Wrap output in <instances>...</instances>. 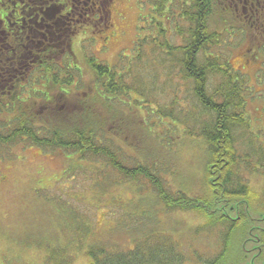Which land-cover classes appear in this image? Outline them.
<instances>
[{
    "label": "trees",
    "instance_id": "16d2710c",
    "mask_svg": "<svg viewBox=\"0 0 264 264\" xmlns=\"http://www.w3.org/2000/svg\"><path fill=\"white\" fill-rule=\"evenodd\" d=\"M45 1L44 5L52 12V35L50 45L38 54L37 62L41 59L42 64L46 65L39 73L43 77H50L54 86L65 83L72 85L77 73L81 78V72L75 65L71 41L85 28L103 29L107 8L105 2H102L97 11L98 7H93V0ZM147 2L152 6L153 14L150 32L135 40V52L130 58L120 55L113 66L88 57L87 63L93 72L92 83L102 96L107 97L104 100L109 109L126 108L132 113L130 115L136 114L138 107L148 109L151 111L150 117H167L171 122L176 121L184 127L187 135L203 137L206 144L204 168L210 196L191 197L182 191L171 190L161 175L169 170L160 169L151 162L149 164L145 156L125 159L123 144L120 145L117 142L119 137H115L121 134L119 129L116 130L118 121L114 116L105 125L94 123L87 115V109L95 112L99 109L87 96L86 89L83 91L85 98L76 100L75 104L72 99L77 92L75 89L73 93H65L49 85L48 92L53 90L48 93L51 100L48 101L49 106L41 112L39 108H34V101L42 95H31L34 101L28 107L23 101L26 97L21 98L18 93H14L17 86L12 88L11 93L0 89V99L8 97L13 102L8 107L0 103V115L8 112L13 116L10 129H7L9 124L0 121V145L7 146L27 139L32 145L46 151L60 149L65 155L75 157L76 162L92 165L91 168L96 170L95 175L100 176L101 190L112 186L108 179L110 172L118 175L119 181H136L139 178L148 181L157 203L168 212L195 211L208 217L196 227L195 233L216 225L222 227L220 250L202 264H226L230 237L240 227L242 233L247 234L246 238L254 231V228L248 230V218L243 209L256 212L257 209L250 206L252 202H256V208L260 203L264 204V189L260 200L255 199L249 204L252 199L251 189L244 177L245 172L264 171V150H261L262 159L259 158L257 166L252 163L250 156L253 146L249 131L251 121L246 112L249 88L243 74L233 71L228 59L220 52L222 46L227 48L232 39L244 33V29L249 26L247 21L240 18L237 6L226 0ZM11 8L8 7V14L12 13ZM215 14L225 16L222 22L212 26ZM252 22L248 21L249 24ZM235 23L241 25L240 28L233 26ZM43 30H46V26ZM254 48L264 50V36L256 37L253 41L251 54ZM60 56L65 62L63 68L56 63ZM158 79L166 83L167 93H170L164 105L155 100L154 86ZM85 86L83 84V88ZM43 103L45 106V99ZM146 105H151V108ZM169 126L173 127L172 123ZM162 142L167 144L163 146L169 147V141ZM243 143H246V151L239 150L241 144L244 146ZM132 145L137 148L136 142ZM96 165H100V168H96ZM55 204L66 207L65 211L73 223L69 225L72 229L69 234L76 238L70 241H78L80 244L81 235L86 239L91 232L90 224L68 203H59L58 199ZM216 204H223L221 209L228 207V212H235V218L230 219L226 214L213 217L216 211L211 208ZM141 212L138 214L144 213ZM146 234L138 238L134 250L111 251L100 240L94 244L86 243L84 250L92 259L91 264H182L183 254L176 252V246L157 242L152 237L158 233L151 231ZM66 237L64 243L67 244L69 237ZM175 252L177 254L173 255ZM60 254V249L55 247L45 259V264H70V259H62ZM250 264H254L253 259Z\"/></svg>",
    "mask_w": 264,
    "mask_h": 264
},
{
    "label": "rangeland",
    "instance_id": "374dc122",
    "mask_svg": "<svg viewBox=\"0 0 264 264\" xmlns=\"http://www.w3.org/2000/svg\"><path fill=\"white\" fill-rule=\"evenodd\" d=\"M111 6L108 29L88 27L71 41V52L81 78L77 73L72 85L65 83L55 86L50 78L46 87L54 86L56 90L65 93H73L75 89L77 92L72 97L75 104L76 100L85 98L83 91L86 89L87 96L99 109L98 112L87 109V115L92 121L98 126L105 125L114 116L118 121L116 130L119 129L121 134L115 137H119L117 142L120 145L123 144L125 159L145 156L149 164L151 162L160 169L169 170L161 175L171 190L182 191L191 197L210 196L204 168L206 144L203 137L187 135L184 127L176 121L171 122L167 117H150L151 111L148 109L138 107L133 115L126 108L109 109L104 100L107 97L102 96L97 86L93 85V72L87 63L88 57L113 66L120 55L130 58L135 52V40L150 32L153 14L147 0H113ZM224 16L215 14L211 25L222 22ZM233 26L240 28L241 25L235 23ZM244 30V33L232 39L227 48L222 46L220 52L228 59L231 69L241 70L246 78L249 88L246 112L251 121L249 131L253 145L250 156L252 163L257 166L261 150H264V50L254 48L253 52L258 61H262V70L253 66L240 69L241 55L251 53L253 41L256 40L255 31L250 28ZM56 63L63 68V57H58ZM39 76V71L31 75ZM83 84L86 85L84 88ZM165 84L158 79L154 86L155 100L163 105L170 98ZM33 88L40 90L42 86L37 84ZM31 95H22L26 97L23 101L28 107L34 101ZM146 106L151 108V105ZM0 121L2 123L8 119L0 118ZM162 141H169L173 145L169 144L167 148ZM133 142H136L137 148L132 145ZM243 144L245 147L241 144L240 151L247 150L246 143ZM75 159L60 149H41L27 139L7 146L0 145V264H45V259L55 247L60 249L62 259H70V264H91L92 259L84 250L86 243L94 244L100 240L111 251L126 252L134 250L138 238L151 231L158 233L152 237L157 242L178 248L176 252L183 254L182 264H202L220 250L222 227L216 225L195 233L196 227L207 220V216H201L195 211L168 212L157 203L148 181L140 178L136 181H119L118 175L110 172L108 179L112 186L101 190L100 176L95 175L96 170L91 168L92 165L78 163ZM96 168H100V165H96ZM244 177L251 189L252 199L249 204L255 199L259 201L264 189V171L245 172ZM58 199L59 203L66 202L77 209L91 226L86 239L81 235L80 244L78 241H70L76 239L69 234L72 231L69 225L73 223L65 211L66 207L55 204ZM250 206L257 209L255 201ZM219 213L216 211V215L212 216H220ZM249 214L254 216L255 212L249 211ZM247 223V228L255 225L251 218ZM66 235L69 237L67 244L64 243ZM246 235L240 227L230 237L226 264L248 263H244L243 256Z\"/></svg>",
    "mask_w": 264,
    "mask_h": 264
},
{
    "label": "flooded vegetation",
    "instance_id": "af4514ba",
    "mask_svg": "<svg viewBox=\"0 0 264 264\" xmlns=\"http://www.w3.org/2000/svg\"><path fill=\"white\" fill-rule=\"evenodd\" d=\"M93 1V7H98L97 11L100 9L102 2H105L107 10L104 21L105 27L103 29H108L109 11L110 13L112 12L111 4L113 0ZM44 2L47 1L0 0V89L11 93L12 88L17 86L14 93H18L21 98L23 94L36 95L38 93V95H42L41 98L37 97L38 99L35 98L36 100L34 101V108H39L40 112L49 106L48 101L51 100L46 87L50 77H43L42 74L39 77H31L35 71H42V68L46 67V65L42 64L41 59L39 63L37 59L38 54L50 45V36L52 35L50 23L52 12L46 4L44 5ZM226 2L237 6L240 18L247 21L249 28L255 31V37L264 36V0H226ZM9 3L11 4L8 5ZM10 6H12V13L8 14L7 11ZM251 20L253 22L249 24L248 21ZM259 24L260 26H258ZM45 26L46 30L44 31ZM241 56L240 69L253 66L257 70H262V61H258L255 53L247 54L245 52ZM233 71L241 73L239 69L233 68ZM23 73L24 76H22ZM18 76L22 77L17 78ZM37 84H40L42 89L37 90L33 88ZM5 86L8 87L5 88ZM43 97L46 102L45 106H43ZM8 99V97L0 99V103L3 102L8 107L10 103H13ZM0 118L3 120L8 119L5 122L9 124L7 125V129L13 126L10 124L13 122V116L8 115V112H3ZM260 198L261 196L259 200ZM222 205H213L212 211H218L220 212L219 214H226L230 216V219H234L235 212L231 215V212H228V207L221 209ZM258 206L254 216H251L247 209H243L248 220L251 218V221L254 220L255 222V225L249 226L248 228V230L254 228L253 234L250 233L251 236L244 239H247V241L244 249L246 255L243 252V256L245 258L244 263L248 262L247 264H250L252 259L254 264H264V255L262 254L264 250V242L262 241V234L264 232V207L261 203Z\"/></svg>",
    "mask_w": 264,
    "mask_h": 264
}]
</instances>
